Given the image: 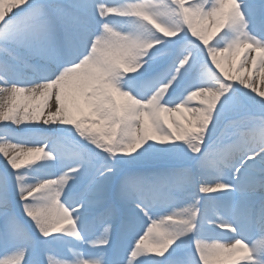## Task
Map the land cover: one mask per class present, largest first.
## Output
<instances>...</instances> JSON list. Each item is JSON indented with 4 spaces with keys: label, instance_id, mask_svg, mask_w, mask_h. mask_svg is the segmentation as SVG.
<instances>
[{
    "label": "snow or ice",
    "instance_id": "obj_1",
    "mask_svg": "<svg viewBox=\"0 0 264 264\" xmlns=\"http://www.w3.org/2000/svg\"><path fill=\"white\" fill-rule=\"evenodd\" d=\"M0 163V264H264V0H0Z\"/></svg>",
    "mask_w": 264,
    "mask_h": 264
},
{
    "label": "rangeland",
    "instance_id": "obj_2",
    "mask_svg": "<svg viewBox=\"0 0 264 264\" xmlns=\"http://www.w3.org/2000/svg\"><path fill=\"white\" fill-rule=\"evenodd\" d=\"M31 131L27 133L26 135L28 136L29 142H40V137L44 135H50L48 133H44L41 131V126L38 125H30L28 126ZM2 164V163H1ZM44 162H39L35 167L37 168V171L34 173L29 174V179L30 182H33L34 179H47V178H52L55 175H58L59 172L61 171V162H56L55 164H48L46 167H41ZM67 166V165H66ZM78 191V187L73 188V194H75ZM22 215V210H19ZM24 220H27V217H24ZM31 222L29 221V224ZM37 236H39V233H36ZM67 239V238H66ZM226 253V255H225ZM234 253H241L242 255L245 254L244 250L242 248H234L232 250H228L225 252H219L213 254L208 261V264H231V256Z\"/></svg>",
    "mask_w": 264,
    "mask_h": 264
}]
</instances>
